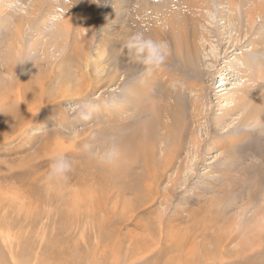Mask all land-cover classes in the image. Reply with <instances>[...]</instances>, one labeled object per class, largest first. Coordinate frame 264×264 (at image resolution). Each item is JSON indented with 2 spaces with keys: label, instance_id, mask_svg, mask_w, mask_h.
<instances>
[{
  "label": "rangeland",
  "instance_id": "1",
  "mask_svg": "<svg viewBox=\"0 0 264 264\" xmlns=\"http://www.w3.org/2000/svg\"><path fill=\"white\" fill-rule=\"evenodd\" d=\"M72 1L81 8L87 4L32 0L31 12L19 21V15L8 10L7 0H0V128L4 121L5 128L23 121L14 116L6 122L9 109L30 119L23 107L29 104L35 114L22 134L0 136V264H264V123L242 124L245 104L239 100L253 101L257 95L246 85L244 64L254 56L264 63V45L258 43L264 16L257 15L248 35L246 10L251 0H241L234 13L223 0L214 13L196 16L202 21L196 29L208 36L200 42L197 72L189 75L181 66L182 73L175 59L181 87L163 80L161 73L155 81L147 80L142 105L127 103L121 111L126 88L135 87L145 70L124 73L107 65L99 75L91 66L89 83H77L78 69L89 61L77 63V43L67 30ZM149 1L155 10L174 0ZM89 9H95L93 3ZM15 24L22 28L21 52L12 63L8 56ZM217 25L224 36H218ZM236 28L244 41L238 39ZM260 67L264 77V64ZM184 74L197 82L193 91L198 94L184 88V82L190 83ZM260 80L264 94V78ZM59 87H70L73 95L59 99ZM41 90L47 92L50 108L40 106L36 93ZM175 91L183 98L173 97ZM33 97L34 105L32 100L24 102ZM175 100L183 104V118L190 123L183 130L187 136H180L179 158L171 169L156 168L153 182H144L146 165L153 163L136 157L132 140L154 136L151 123H168L166 108L172 110ZM115 103L121 112L111 115L108 109ZM236 106L239 111L217 120L226 108ZM85 108L91 120L81 119ZM240 132L245 133L243 140L233 146L231 139ZM163 133L154 136L159 143L149 155L160 163L168 157V143L161 144ZM113 136L120 157L112 165L99 163L83 150L85 144L101 146ZM195 139L202 142L201 148ZM60 156L73 162V170L66 180H46L50 165Z\"/></svg>",
  "mask_w": 264,
  "mask_h": 264
},
{
  "label": "bare ground",
  "instance_id": "2",
  "mask_svg": "<svg viewBox=\"0 0 264 264\" xmlns=\"http://www.w3.org/2000/svg\"><path fill=\"white\" fill-rule=\"evenodd\" d=\"M86 1L87 4H85L83 8H81L77 4L74 5L73 3L75 2L72 1V7L70 9L71 12L70 18L68 19V21H66V23H68L69 25L67 30L68 32L70 31V34H72V36L74 37L77 43V45L75 46V51L79 55V58L76 59L77 63L81 64L83 58L89 61V64L86 63L84 64L83 70L78 69L80 70L79 73L80 77L75 78L78 81L77 83H82V82L89 83V79L91 78L89 67L91 66L99 69L98 72L99 75L105 72L107 65H112L114 67V70L111 71H116L115 69H117L119 70V72L124 71V73L125 72L127 73V71L139 72L141 71V69L145 70L142 73L143 76H141L134 82L135 87L126 88L128 89L127 90L128 94H125L127 99L125 100V102L123 100L124 102L123 104L122 103L120 105L118 104L119 106H121L120 110L124 109L127 103H132L135 106L142 105L141 95H143L145 91L148 90V87H146L147 80H149L150 78L155 81L157 78H159L161 73H163L164 76L163 80H167L170 83H174L176 87L177 86L181 87L180 83L177 84V82L180 81L181 79V75L175 71L176 65H173V61L175 59L179 61L177 65L180 71L182 70L181 69L182 66L184 70H187L189 72V75L197 72L198 62L201 61L200 42H204V40L207 41L208 36L206 34H202L200 31H198V29H196V26L202 24V21L200 22V20L196 16L200 15L201 17L205 18L208 15V13H214L215 12L214 9H217L219 6L223 5V0H174L168 3L166 1L163 8H160L156 4L152 3L153 6L154 5L157 6V8L153 10V8L149 7L150 4L149 0H145V3H138L139 0H86ZM163 1L165 0H162V2ZM240 1L241 0H226V2H229V4L232 7V11H233L232 13L236 12V7L241 4ZM249 2H250L249 9L246 10V13L248 14L247 35L252 34L253 25L256 23L255 21L257 20V15L260 13L259 14L260 18L264 16V0H251ZM92 3L93 6L95 7L94 10L89 9V6ZM183 8H185L186 10H184ZM34 12L36 15V11ZM35 15H33L32 18H34ZM191 15L192 18L190 17ZM21 16L22 15L17 16V19H19V21ZM234 16H236V14ZM232 17L233 16H229L228 18L229 21H232ZM260 23H264V21ZM210 25H212V23ZM263 26L261 27L259 26L260 28L256 27V29L257 28L262 29ZM220 28L221 27L218 26L217 29L218 33L217 32L216 33L218 34V36L221 37L222 35L224 36V33L223 31L220 30ZM15 29L16 30L13 34L14 36L11 39V43H10V51L13 52L8 56L9 57L8 60H10L12 63H14L17 54H19L18 51H20V49L18 43L20 41V37L22 36L21 25L15 24ZM236 30L238 29L236 28ZM137 32H142L145 34L146 37L155 40H162L167 43L170 51V55L168 56L166 63L161 68L146 70L141 64L136 63L130 57L129 52L124 47V45L128 37ZM212 33H214V28ZM237 37L238 39L241 38V40H243L244 39L243 37L245 36L242 35L241 30H238ZM258 43H262L264 45V34L261 36L260 41H258ZM260 60H262V58L256 59L254 56L251 57L250 59L249 58L246 59V62L244 64L246 68V76L248 79V82L246 81L247 82L246 85L248 86L250 85V87L253 86L252 88H255L257 92V95L253 98V101L250 100L249 102H247L246 97L245 99H242V97L239 98V100L243 101V103L245 104V106L243 107L244 111L242 112L243 115L241 117V119L243 120L242 124H245L247 126L249 122L250 124L253 123L255 124L259 122L260 125H262L261 123H264V94H262V90H261L262 84L258 83V80L264 77L262 76V72H259V70H257V67L262 66L264 63L259 64L258 62ZM16 62L18 63L20 61L17 59ZM14 67L15 66L13 65L12 70H14ZM181 72L183 73V71ZM74 77L75 76H73V78ZM185 79L190 81L187 75H185ZM140 80L143 81L142 83H144V85H138L139 82L137 83V81ZM196 83H193L191 81L190 83L184 82L183 86L184 88L190 90L193 93L194 92L193 90L198 87V84ZM68 85L70 87H74V86L79 87L75 83H71V84L69 83ZM70 87L69 88L59 87V92H58L59 99L61 98L63 99L68 95L69 96L73 95L71 93L72 91L69 90ZM125 90H122V92L125 93ZM195 92H194L195 94H198L197 91ZM129 94H132V96L129 97ZM36 96L38 97V101H40L41 104L40 106H44L43 108H50V104L48 102L49 97L46 91L41 90L40 93H36ZM175 96H179V98H183V96H181L180 93H178L177 91L173 93V97ZM35 98L36 97L26 98L24 102L27 103L28 101L32 100L31 105H34L35 101L33 99ZM44 102L47 103L45 104ZM11 105L12 104L8 106ZM23 107L28 108V114L30 116V119H26L25 115L22 114L17 116L16 113L17 109H9L8 111L10 113H8V115L6 116L7 119L6 122L8 120H14L12 119L14 116L17 118H21L23 121L18 127H14L16 126V123H14V126H11L10 128H5L6 125L4 121L2 128H0L1 137H4L16 131L22 134L30 126V123L34 120L35 114L31 113L29 104L23 105ZM145 108L139 111L140 115L143 113V111H146ZM147 108L150 109V106L149 107L147 106ZM152 108L155 110L156 107L154 108V106H152L151 109ZM169 108L170 107L166 108L167 110L166 119L170 120L168 123L156 124V125L155 123H151L150 125L151 127H149V130L150 129L152 130L150 132L155 133L154 136L157 135L159 131H161V133L164 131V133L160 135V138H161V144L162 141L165 144L168 143L165 150L168 153V157L163 163L157 162L155 159H149L150 158L149 155L155 153L156 145L159 143L157 141V138L155 139L154 136H152L153 134L149 133L148 136L142 137L139 140H136V138H133L132 140L133 145L135 146L136 157L139 158L140 155H142L147 163L150 164V161L153 163L152 167L146 165L147 179L144 182H148V181L153 182L158 174L156 168L167 170L172 166L174 162V158L175 157L176 159L179 158L177 157L178 156L177 148L180 142V138H181L180 136H182L183 130H185L184 129L185 126L187 128L188 125H190V123H188L187 125V121H186L187 118L185 119L183 118L185 113L183 114V104L180 103V100L177 101L175 100L172 110H170ZM108 110L111 115H113V113L116 111L118 112L123 111V110L119 111V109H117L116 103L113 105L112 108ZM154 110H150V111H154ZM196 110L198 112V108H196ZM226 110L224 111V114L221 117H219L217 120L226 119L227 117H229V114L232 111H239V106H236L234 110L233 108H231L228 111ZM155 112L156 111L152 112V114H154ZM164 116L165 115L163 114V117ZM184 133L187 136V133L186 132ZM244 134L243 132H240L239 134H236L237 137L233 139L229 138L232 141V145L236 146L234 144L240 143L243 140ZM228 137H231V135ZM196 141H197L196 144L199 146V148H201L203 146L202 142L200 140L195 139V142ZM170 181L172 183H176L177 179L175 178ZM147 190L148 191L150 190L148 186H147ZM177 248L178 247H176V249Z\"/></svg>",
  "mask_w": 264,
  "mask_h": 264
},
{
  "label": "clouds",
  "instance_id": "3",
  "mask_svg": "<svg viewBox=\"0 0 264 264\" xmlns=\"http://www.w3.org/2000/svg\"><path fill=\"white\" fill-rule=\"evenodd\" d=\"M32 7V0H7V8L13 16L28 15ZM56 21H50L54 26ZM124 47L128 50L130 57L138 64H141L146 70L161 68L167 61L170 51L165 41L155 40L146 37L144 33L137 32L128 37ZM81 119L88 121L92 119L90 110L82 109L80 112ZM83 150L93 159L105 165H112L120 157V147L117 137H109L106 142L97 146L95 144H85ZM73 170V162L60 156L50 165L49 173L46 180H66L68 173Z\"/></svg>",
  "mask_w": 264,
  "mask_h": 264
}]
</instances>
